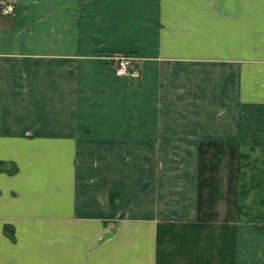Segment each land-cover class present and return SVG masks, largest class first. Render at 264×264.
I'll list each match as a JSON object with an SVG mask.
<instances>
[{"label":"crops","instance_id":"1","mask_svg":"<svg viewBox=\"0 0 264 264\" xmlns=\"http://www.w3.org/2000/svg\"><path fill=\"white\" fill-rule=\"evenodd\" d=\"M3 1L0 264H264V0Z\"/></svg>","mask_w":264,"mask_h":264},{"label":"built area","instance_id":"2","mask_svg":"<svg viewBox=\"0 0 264 264\" xmlns=\"http://www.w3.org/2000/svg\"><path fill=\"white\" fill-rule=\"evenodd\" d=\"M0 4L4 6L3 11L5 13H12L13 8L9 4H6L3 0ZM110 62L118 77H140V72L134 64L135 59L131 55L126 53H115L111 56Z\"/></svg>","mask_w":264,"mask_h":264},{"label":"rangeland","instance_id":"3","mask_svg":"<svg viewBox=\"0 0 264 264\" xmlns=\"http://www.w3.org/2000/svg\"><path fill=\"white\" fill-rule=\"evenodd\" d=\"M117 227V226H116ZM115 231V226L113 227L112 231L104 236V238H108V236L113 235V232Z\"/></svg>","mask_w":264,"mask_h":264},{"label":"trees","instance_id":"4","mask_svg":"<svg viewBox=\"0 0 264 264\" xmlns=\"http://www.w3.org/2000/svg\"><path fill=\"white\" fill-rule=\"evenodd\" d=\"M260 228H263V227H260ZM6 229H7V230H6L7 233H8L9 230H12V229H10L9 227H7Z\"/></svg>","mask_w":264,"mask_h":264}]
</instances>
